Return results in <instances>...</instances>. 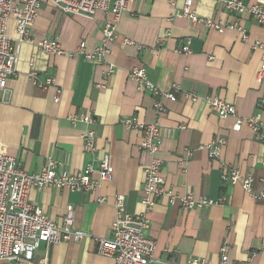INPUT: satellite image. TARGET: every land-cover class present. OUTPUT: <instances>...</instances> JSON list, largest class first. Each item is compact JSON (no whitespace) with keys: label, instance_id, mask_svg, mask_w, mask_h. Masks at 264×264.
Returning a JSON list of instances; mask_svg holds the SVG:
<instances>
[{"label":"crops","instance_id":"obj_1","mask_svg":"<svg viewBox=\"0 0 264 264\" xmlns=\"http://www.w3.org/2000/svg\"><path fill=\"white\" fill-rule=\"evenodd\" d=\"M247 8L264 0H240ZM184 0H134L117 21V34L109 44L108 58L115 71L105 76L100 65L82 56L56 55L40 49L35 42L57 38L66 50L85 41L93 50L102 44L111 13L88 17L67 14L50 0H42L30 29L34 42L21 46L17 72L0 94V152L16 158L29 173L40 172L49 158L59 162L58 170L76 173L89 162L107 154L114 178L87 191L47 187L34 189L30 202L42 207L59 225L68 206L74 207V228L90 236L47 246L42 243L30 264H114V258L98 251V238L111 237L116 218L114 199L125 196L129 213L144 211L142 203L144 170L150 155L140 148L141 133L127 128L122 119L136 116L140 122L158 121L162 145L159 157L167 184L180 194L224 202L187 209L159 200L148 212L151 226L147 235L155 240V256L185 263L191 258L221 261L220 249L229 245V263L264 264V199L254 194L264 188V142L257 140L244 124L233 129L236 118H220L205 96H217L233 104L239 115L258 116L264 121V79L258 71L264 44V26L250 11L227 9L223 0H196L195 10L204 18L226 23L240 21L249 34L243 40L237 29L223 32L205 23H192L177 11ZM11 17L8 34L15 33ZM129 40V41H127ZM189 43L190 51L181 49ZM144 66L148 78L161 91L178 88V100L161 97L167 111L155 110L160 97L140 91L130 70ZM54 78V84L39 86ZM60 100L55 102L57 89ZM195 92L196 102L184 100L183 92ZM90 114L96 121L73 124L72 114ZM95 131L96 150L86 151L82 135ZM226 138L220 158L209 156V147ZM237 168L243 177L252 176L251 191L241 182L222 179L220 162ZM97 177V173L94 174ZM106 198L100 202V198Z\"/></svg>","mask_w":264,"mask_h":264},{"label":"built area","instance_id":"obj_2","mask_svg":"<svg viewBox=\"0 0 264 264\" xmlns=\"http://www.w3.org/2000/svg\"><path fill=\"white\" fill-rule=\"evenodd\" d=\"M59 10L67 14H77L92 17L101 11L111 13L113 21H107L104 28L102 44L88 49L85 41L80 42L75 50L64 49L57 38L43 39L35 44L43 51L70 57L82 56L85 60L100 65L105 76L115 71V64L109 58V44L117 34V21L127 4L134 0H50ZM175 5L176 0H168ZM196 0H184V4L177 11L178 16L189 19L192 23H205L219 32L227 28L237 29L243 40L249 39V34L243 25L238 22L226 23L211 18H204L195 10ZM42 0H0V94L8 87L9 79L17 72V65L21 46L24 42H34L30 36V29L41 7ZM223 5L234 12L243 13L246 9L258 23L264 26V2L255 3L248 8L240 0H223ZM11 17L15 18L16 27L14 37L8 34V22ZM129 41V40H127ZM254 48H261L264 52V44L256 42ZM189 52L187 43L181 49ZM30 78L39 86L54 84V78L39 81L37 73L32 71ZM130 77L137 83L140 91H151L160 98L155 101L157 113H165L167 108L161 97L172 101L178 100V88L171 91H161L150 81L147 69L144 66L130 70ZM259 79H264V53L263 61L258 71ZM62 89L58 88L55 102L60 100ZM184 100L196 102L200 96L195 92H183ZM205 101L220 118L234 116L236 121L233 129L240 131L246 124L257 140L264 142V121L258 116H241L236 107L217 96H205ZM264 107V105H263ZM73 124L86 123L88 126L96 121L90 114H72L69 116ZM127 128L141 133L140 148L150 155V160L144 170V184L142 203L144 211L139 214H131L125 206V196L117 194L114 199L116 218L111 226V237L98 238V251L101 254L114 258V264H214L208 259L191 258L185 263H179L170 258H157L155 256L156 242L147 235L151 226L148 212L157 202L163 198L169 204L180 203L187 209L211 206L224 202L211 198H196L192 194H180L171 188L163 173L162 159L159 152L162 145L161 126L158 121L140 122L136 116L122 119ZM83 147L86 151L96 150L95 131L88 127L84 134ZM226 144V138L215 139L209 147V156L219 159L221 149ZM59 162L49 158L40 172L29 173L23 169L16 158L0 152V264H30L35 252L44 242L49 247L63 241L74 239L79 241L90 236L87 232L75 229L74 207L68 206L63 224L59 225L46 211L30 202L32 190H43L47 187L66 189L70 191H87L96 188L101 182L111 181L114 178V168L107 154L99 156L89 162L81 171L69 173L58 170ZM223 169L222 179L224 182L235 184L241 182L244 189L251 191L252 176L243 177L240 171L232 166L220 162ZM97 173V177L94 174ZM257 199H264V188L254 194ZM106 198L99 199L100 202ZM229 245L224 243L220 249L221 261L219 264L229 263ZM248 261L242 264H250Z\"/></svg>","mask_w":264,"mask_h":264}]
</instances>
